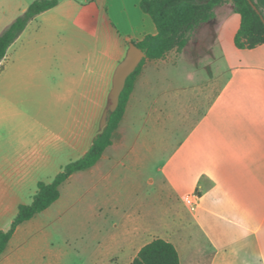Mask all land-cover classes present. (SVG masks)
I'll list each match as a JSON object with an SVG mask.
<instances>
[{
  "label": "crops",
  "instance_id": "crops-1",
  "mask_svg": "<svg viewBox=\"0 0 264 264\" xmlns=\"http://www.w3.org/2000/svg\"><path fill=\"white\" fill-rule=\"evenodd\" d=\"M140 2L58 0L8 48L0 120L19 122L14 137L0 139V230L23 204L12 195L52 182L100 133L129 43L157 33ZM254 3L264 14V0ZM239 26L233 6L222 4L202 25L209 41L193 43L195 58L184 57L188 42L182 53L146 60L111 145L61 184L49 208L18 226L0 264H59L50 260V227L74 233L53 252L73 251L76 264H131L155 239L171 243L180 264H264V44L236 48ZM184 62L202 64L209 79L186 80ZM218 64L223 71H212ZM212 83L206 107L187 123L194 98ZM185 195L195 197L194 211Z\"/></svg>",
  "mask_w": 264,
  "mask_h": 264
},
{
  "label": "trees",
  "instance_id": "trees-1",
  "mask_svg": "<svg viewBox=\"0 0 264 264\" xmlns=\"http://www.w3.org/2000/svg\"><path fill=\"white\" fill-rule=\"evenodd\" d=\"M258 9L254 0H250ZM225 3L233 6L240 16V26L234 37L238 49H253L264 44V19L259 9L257 14L248 0H141L140 8L156 28V35H148L135 45L146 54L135 72L131 74L120 95L117 109L110 114L106 127L94 138L82 158L70 162L50 183H38L30 204L18 206L16 216L6 231L0 230V256L4 253L14 232L24 222L49 208L59 198V187L72 174L85 171L100 159L112 143L113 133L124 114L136 77L146 60L163 59L169 52L181 53L188 44L189 36L201 25L214 18V9ZM58 0H34L23 13L0 34V63L10 45L20 36L28 23L39 14L54 8ZM131 264H180L175 247L164 240L155 239L143 246Z\"/></svg>",
  "mask_w": 264,
  "mask_h": 264
},
{
  "label": "rangeland",
  "instance_id": "rangeland-1",
  "mask_svg": "<svg viewBox=\"0 0 264 264\" xmlns=\"http://www.w3.org/2000/svg\"><path fill=\"white\" fill-rule=\"evenodd\" d=\"M33 1L34 0H0V34L3 32V30H5L6 26L8 24H10V22L14 21V19L17 16H19ZM200 38H201L200 42L209 41V34L207 31H205L202 28V25L198 29H196V31L194 33H192L189 36L188 42H190V46H189L188 50H186L184 52V57L186 59L191 60L192 58H195L196 54L200 50V46L197 47L193 43L195 40L200 39ZM200 67H204V66H202V64H200L199 66H196L194 64L187 65V63L184 62L181 65V70L184 72L185 71L189 72V73L184 74L186 76V80L188 79V77L191 74H194V76L202 75L204 77V79H206V80L209 79V75L206 73V71H204L203 68L201 69ZM218 69L223 71L224 67L222 65H219V64L217 66L212 67V71L213 70L218 71ZM213 90L215 91V88H214V85L212 83L210 86V92L205 91L201 97L194 98L193 102L196 103L197 109H194L195 113H194V111H191V113L189 114V119H188L187 123H189L191 121L192 116L194 114L197 115L198 112H200L202 109H204L206 107L209 96L211 97L214 94ZM31 101L33 102L34 106H39V105H41L42 98L37 94V95H34L31 97ZM182 113L180 112V114H182ZM11 121L12 120H8L7 122H2L0 120V139L4 138V137H14V134L16 132L11 131L10 129L12 128L13 123H18L19 120L16 119V120H14V122L13 121L11 122ZM178 128L179 127H177L178 131H176L177 137L182 135L181 129H178ZM155 160H157V159H155ZM155 160H154V162H156ZM69 163H67V164H69ZM151 167H153L152 164H150V166L148 168H151ZM36 190H37L36 186H31V187L28 186V187L24 188V191L21 194L12 195L11 197H16L23 204H30ZM50 235H51L52 245H53L51 248L52 249L51 257H50L51 262L55 261V259H59L58 260L59 264H76L77 258H76L75 253L73 251L67 250V253H64V255H61V256L59 255L58 252L57 253L53 252L54 249H56V248L57 249L58 248L64 249L65 248V242H64L65 237H67L68 235L74 236V233L68 232V228L67 229H61V231L59 232L58 229L55 230L54 227H50ZM67 239H69V238L67 237ZM57 255H58V257L56 258L55 256H57ZM45 260H47V258H45ZM35 262L37 264L36 260H35ZM52 264H54V263H52Z\"/></svg>",
  "mask_w": 264,
  "mask_h": 264
},
{
  "label": "water",
  "instance_id": "water-1",
  "mask_svg": "<svg viewBox=\"0 0 264 264\" xmlns=\"http://www.w3.org/2000/svg\"><path fill=\"white\" fill-rule=\"evenodd\" d=\"M248 2L252 9L259 14L255 5L250 0H248ZM261 20L264 23V19L262 17ZM144 59H146V54L134 43H129L124 59L115 69L112 79V88L108 95L107 106L100 119V130H103L106 127L110 114L117 109L120 95L125 87L128 77L135 72Z\"/></svg>",
  "mask_w": 264,
  "mask_h": 264
},
{
  "label": "built area",
  "instance_id": "built-area-1",
  "mask_svg": "<svg viewBox=\"0 0 264 264\" xmlns=\"http://www.w3.org/2000/svg\"><path fill=\"white\" fill-rule=\"evenodd\" d=\"M183 201L191 211H194L196 209L197 204L195 202V197L193 195H185Z\"/></svg>",
  "mask_w": 264,
  "mask_h": 264
}]
</instances>
